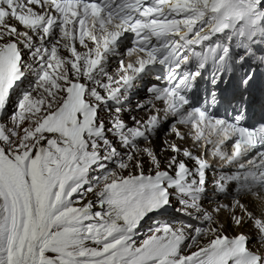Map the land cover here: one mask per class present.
Returning a JSON list of instances; mask_svg holds the SVG:
<instances>
[{
	"label": "snow or ice",
	"instance_id": "6c2138e0",
	"mask_svg": "<svg viewBox=\"0 0 264 264\" xmlns=\"http://www.w3.org/2000/svg\"><path fill=\"white\" fill-rule=\"evenodd\" d=\"M215 3L0 0V264H264V123L246 126L243 107L215 115V92L202 105L189 95L209 61L202 17ZM249 4L264 9V0ZM129 38L124 55L137 59L121 58L116 78L109 59ZM236 47L244 54L208 49L213 85L239 70L247 89L256 73L245 65L264 66L253 45ZM156 65L165 86L148 88L144 115L128 123L127 94ZM170 120L175 139L158 153L151 139ZM192 132L206 152L215 143L226 166L238 164L214 181L231 200L211 212L202 204L211 165L182 146ZM228 141L230 156L220 150ZM256 149L246 168L240 161ZM222 211L230 226L251 222L260 246L225 235Z\"/></svg>",
	"mask_w": 264,
	"mask_h": 264
},
{
	"label": "bare ground",
	"instance_id": "6f19581e",
	"mask_svg": "<svg viewBox=\"0 0 264 264\" xmlns=\"http://www.w3.org/2000/svg\"><path fill=\"white\" fill-rule=\"evenodd\" d=\"M219 1L218 3H215L214 8L215 10H213V7L210 6L208 10L204 11L203 13V20L205 21V27H204V31L208 32V29L210 27H212V23L207 25V22L209 19H211L212 17H217L219 14H222V11H225L227 9H230V1L229 0H216V2ZM217 8V9H216ZM238 32H236L237 34ZM250 45H253L255 47V44L253 43H249ZM174 139V137H173ZM162 143L161 141H153L151 143V146L159 153L160 148L162 147ZM183 144H187V141L183 142ZM246 203H250V210L252 211H257V204L252 203L251 199L246 200ZM228 215L230 216L229 213H222L219 218L223 219L224 225L226 226V231H230L232 232L234 235L240 233V232H246L249 235L254 237V241L256 242V247H259L260 245L258 244L254 229L252 227L251 222L245 223L242 227H235V226H230V219L228 217ZM255 247V248H256Z\"/></svg>",
	"mask_w": 264,
	"mask_h": 264
}]
</instances>
